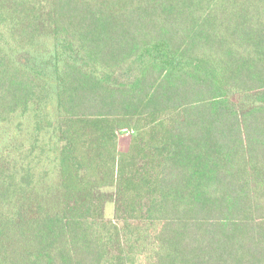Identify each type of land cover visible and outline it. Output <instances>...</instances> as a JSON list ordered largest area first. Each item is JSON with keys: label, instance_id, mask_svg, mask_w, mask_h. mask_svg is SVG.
Returning a JSON list of instances; mask_svg holds the SVG:
<instances>
[{"label": "trees", "instance_id": "16d2710c", "mask_svg": "<svg viewBox=\"0 0 264 264\" xmlns=\"http://www.w3.org/2000/svg\"><path fill=\"white\" fill-rule=\"evenodd\" d=\"M0 264H264V0H0Z\"/></svg>", "mask_w": 264, "mask_h": 264}, {"label": "rangeland", "instance_id": "374dc122", "mask_svg": "<svg viewBox=\"0 0 264 264\" xmlns=\"http://www.w3.org/2000/svg\"><path fill=\"white\" fill-rule=\"evenodd\" d=\"M131 138L132 134L121 133L118 135L117 147L119 152L127 151ZM104 218L107 220H111L113 218V205L110 203L104 206Z\"/></svg>", "mask_w": 264, "mask_h": 264}]
</instances>
